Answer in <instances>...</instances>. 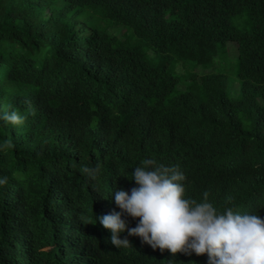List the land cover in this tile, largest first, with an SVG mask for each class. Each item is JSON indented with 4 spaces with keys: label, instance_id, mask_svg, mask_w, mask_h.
<instances>
[{
    "label": "trees",
    "instance_id": "16d2710c",
    "mask_svg": "<svg viewBox=\"0 0 264 264\" xmlns=\"http://www.w3.org/2000/svg\"><path fill=\"white\" fill-rule=\"evenodd\" d=\"M229 45L237 97L215 70ZM13 110L26 120L0 119V264H209L136 237L116 249L94 217L119 211L113 191L151 158L179 166L188 196L264 218V0H0V117Z\"/></svg>",
    "mask_w": 264,
    "mask_h": 264
},
{
    "label": "clouds",
    "instance_id": "9594fccd",
    "mask_svg": "<svg viewBox=\"0 0 264 264\" xmlns=\"http://www.w3.org/2000/svg\"><path fill=\"white\" fill-rule=\"evenodd\" d=\"M0 119L20 126L26 116L13 110ZM82 172L96 180L100 165L85 166ZM131 177L136 187L112 193L119 211L94 217L95 223L110 232L116 249L130 248L128 237H136L141 244L161 253L166 250L173 257L206 255L209 264H264V218L258 213L241 211L231 197L221 209L208 192L199 200L188 196L187 178L179 166H166L155 159L142 160ZM6 183L7 178L0 177V186ZM128 218L136 221L135 227H130Z\"/></svg>",
    "mask_w": 264,
    "mask_h": 264
},
{
    "label": "rangeland",
    "instance_id": "374dc122",
    "mask_svg": "<svg viewBox=\"0 0 264 264\" xmlns=\"http://www.w3.org/2000/svg\"><path fill=\"white\" fill-rule=\"evenodd\" d=\"M101 26H105L106 22L101 21L100 22ZM110 33L112 34H120L122 31L116 28H111ZM229 58L222 64L218 63L216 64V69L218 71L223 72L228 80L229 83V88H228V92L231 96L233 97H237L240 95V81L236 76V60H237V56H236V47L233 45H229ZM176 72L178 74H185L186 72H192L193 71V66L192 64L189 63H183V62H179L176 66ZM195 72L198 75H201L203 73V71L198 68L195 70Z\"/></svg>",
    "mask_w": 264,
    "mask_h": 264
}]
</instances>
